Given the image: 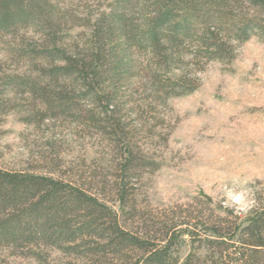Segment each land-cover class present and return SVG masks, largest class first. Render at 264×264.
<instances>
[{
	"label": "trees",
	"instance_id": "obj_1",
	"mask_svg": "<svg viewBox=\"0 0 264 264\" xmlns=\"http://www.w3.org/2000/svg\"><path fill=\"white\" fill-rule=\"evenodd\" d=\"M76 25L87 31L71 41ZM20 32L8 49L32 74L4 83L41 101L46 116L91 122L115 142L119 209L77 182L0 167V249L42 264L53 250L73 264H264V188L245 214L220 206L218 218L125 225L132 177L147 161L119 113L134 79L155 100L187 94L195 63L231 61L242 43L264 38V0H107L85 18L61 0H0V39Z\"/></svg>",
	"mask_w": 264,
	"mask_h": 264
},
{
	"label": "rangeland",
	"instance_id": "obj_2",
	"mask_svg": "<svg viewBox=\"0 0 264 264\" xmlns=\"http://www.w3.org/2000/svg\"><path fill=\"white\" fill-rule=\"evenodd\" d=\"M61 1L84 18L107 4ZM83 31L70 27L69 39ZM21 34L0 39V167L77 182L119 209L114 174L121 158L115 142L91 122L46 116L41 101L4 83L6 74H32L28 61L8 49ZM191 76L192 92L166 100H155L138 79L123 89L119 113L147 161L133 175L129 205L121 213L133 230L181 214L218 218L225 207L245 214L264 188V38L242 43L231 61L195 63ZM71 262L53 250L43 264ZM0 264L42 263L0 249Z\"/></svg>",
	"mask_w": 264,
	"mask_h": 264
}]
</instances>
